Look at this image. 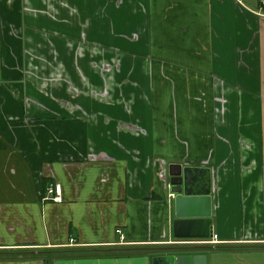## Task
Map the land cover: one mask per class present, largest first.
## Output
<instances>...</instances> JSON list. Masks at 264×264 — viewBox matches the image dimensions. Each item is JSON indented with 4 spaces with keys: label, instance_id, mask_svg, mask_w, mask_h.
<instances>
[{
    "label": "crops",
    "instance_id": "1",
    "mask_svg": "<svg viewBox=\"0 0 264 264\" xmlns=\"http://www.w3.org/2000/svg\"><path fill=\"white\" fill-rule=\"evenodd\" d=\"M244 1L0 0V264H153L177 242L170 164L211 170L207 264H264V11ZM74 247L95 252H50Z\"/></svg>",
    "mask_w": 264,
    "mask_h": 264
},
{
    "label": "water",
    "instance_id": "2",
    "mask_svg": "<svg viewBox=\"0 0 264 264\" xmlns=\"http://www.w3.org/2000/svg\"><path fill=\"white\" fill-rule=\"evenodd\" d=\"M168 191L173 209V236L177 241H197L213 235V185L210 169L170 164ZM200 245L174 244L163 248L165 255L153 264H207Z\"/></svg>",
    "mask_w": 264,
    "mask_h": 264
},
{
    "label": "built area",
    "instance_id": "3",
    "mask_svg": "<svg viewBox=\"0 0 264 264\" xmlns=\"http://www.w3.org/2000/svg\"><path fill=\"white\" fill-rule=\"evenodd\" d=\"M243 1V0H242ZM259 9L264 11V0H257ZM47 200H53L55 202L61 201V186L60 185H51L47 188ZM117 233L121 236L120 241L124 242L125 237L122 235L121 230H117ZM217 236L213 235L211 238H206L200 241H177L176 244H185V245H194V244H200V245H212L216 242Z\"/></svg>",
    "mask_w": 264,
    "mask_h": 264
},
{
    "label": "trees",
    "instance_id": "4",
    "mask_svg": "<svg viewBox=\"0 0 264 264\" xmlns=\"http://www.w3.org/2000/svg\"><path fill=\"white\" fill-rule=\"evenodd\" d=\"M124 251L127 249H123ZM131 251H136L139 250L137 248H132V249H128ZM52 255H62V256H75V255H82L85 253H92L95 252V250L93 249H82V248H78V247H74V248H60V249H54L52 251H50Z\"/></svg>",
    "mask_w": 264,
    "mask_h": 264
},
{
    "label": "rangeland",
    "instance_id": "5",
    "mask_svg": "<svg viewBox=\"0 0 264 264\" xmlns=\"http://www.w3.org/2000/svg\"><path fill=\"white\" fill-rule=\"evenodd\" d=\"M253 1L255 2V4H257L258 2H257V0H245L244 2L246 3V5H248L249 7H253V5H252V3H253ZM101 58H100V62H103L104 60H105V62L107 61V59L106 58H104L102 55L100 56ZM116 58H117V56H116ZM116 61H118L119 63H120V61H119V59L117 58V60ZM107 63V62H106ZM216 89L218 90V92H221L220 91V87H216ZM199 106H202L203 105V102H199V103H197ZM217 109V108H216ZM215 115H216V120L217 121H219V114L218 113H215ZM199 128V127H198Z\"/></svg>",
    "mask_w": 264,
    "mask_h": 264
},
{
    "label": "bare ground",
    "instance_id": "6",
    "mask_svg": "<svg viewBox=\"0 0 264 264\" xmlns=\"http://www.w3.org/2000/svg\"><path fill=\"white\" fill-rule=\"evenodd\" d=\"M213 236V235H212ZM209 238H211V237H209ZM201 240H203V239H201Z\"/></svg>",
    "mask_w": 264,
    "mask_h": 264
}]
</instances>
